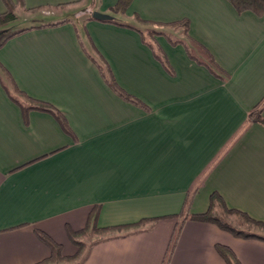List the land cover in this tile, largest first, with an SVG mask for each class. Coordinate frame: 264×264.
I'll return each mask as SVG.
<instances>
[{"label": "crops", "instance_id": "1", "mask_svg": "<svg viewBox=\"0 0 264 264\" xmlns=\"http://www.w3.org/2000/svg\"><path fill=\"white\" fill-rule=\"evenodd\" d=\"M119 2L0 0L13 27L35 21L0 48V264L48 259L37 231L74 255L68 231L97 209L99 228L148 222L96 240L84 264H227L218 245L264 264V229L230 214L252 228L246 238L192 219L218 193L264 224V125L251 119L264 118V15L228 0ZM181 21L188 39L169 26ZM19 92L54 107L70 133L50 113L25 112Z\"/></svg>", "mask_w": 264, "mask_h": 264}, {"label": "trees", "instance_id": "2", "mask_svg": "<svg viewBox=\"0 0 264 264\" xmlns=\"http://www.w3.org/2000/svg\"><path fill=\"white\" fill-rule=\"evenodd\" d=\"M131 0H120L119 4L117 5V7L115 8L116 10H120L123 11L124 8L126 6H128L130 4ZM233 7L235 8V10L238 13H243L245 11H251L253 13H255L257 16H263L264 15V0H228ZM17 20L16 14L14 13V11H12L11 9L8 10L6 13L1 14L0 15V29L1 28H5L8 25H11L12 23H14ZM68 22V21H66ZM66 22L63 23H57L55 24V26H58L60 24H64ZM142 23H146V22H142ZM159 27H163L162 24L156 25ZM169 26H173V27H182L183 31H184V36L187 37V39L189 38L188 33H189V21H181L178 23H173L170 24ZM26 30H21L19 32H15L13 34L8 35L0 44V48L11 38L27 31ZM156 35H163L162 33H155ZM186 40H171L172 44H184ZM195 44L200 47L207 55L209 58H211L210 54L202 47L200 46L198 43L195 42ZM189 52H190V48L187 46ZM158 59H160L163 64H165V61H163L158 55H156ZM191 58L194 59V57L191 55ZM212 59V58H211ZM213 60V59H212ZM101 70V74L104 77L105 81L109 84V86H111V88L117 93L119 94L124 100L131 102L137 106H140L146 110H148L147 107H145L144 104H142V102H140L138 99L130 96L129 94H127L126 92H124L119 86H117V84L114 81V78L111 74V71L108 67V65H102L101 63L96 62ZM208 64V63H207ZM166 67V64H165ZM210 67V66H209ZM168 68V67H166ZM210 70H212L210 68ZM8 76V75H7ZM9 77V76H8ZM13 100H15L16 102H18V98L25 100L29 106H24L23 104H21L23 110L25 112H28L30 110H38V111H42V112H47L52 114L54 117H56L59 122L61 123V125L63 126V128L65 129V131L67 133H70V128L65 120V118L62 116L61 113H59L54 107L45 104V103H41V102H37L31 98H29L28 96H26L24 93L19 92L17 94V96L12 97ZM251 119L256 120L258 122H260L261 124L264 125V118L258 117V115H256V113H252L251 114ZM220 210L222 211V214H237V215H241L243 216L249 223L254 224L256 226H258L259 228L264 229V224L262 222H258L255 221L253 219H251L249 216H247V214L242 213L240 211H236V210H228L226 208V205L222 199V197L218 194V193H213V195L211 196V201H210V207L209 210L206 213L203 214H196L192 216V219L195 220H200V221H205V222H212L215 224H218L220 227H222L225 230H228L230 232L235 233L237 236H243L246 238L249 237H254L255 235L252 234H248L245 233L243 231H238L235 228L231 227L229 224L225 223L222 218L220 216H218L216 213L217 211ZM98 215H99V209L92 212L90 220L88 222V225L80 230V231H72L71 229H69V237L71 239V241L74 243L75 246L78 247L77 252L74 255H65L63 252V247L62 245L54 242L48 235H46L43 232H39L37 231V235L38 237L49 246V248L51 249V256L38 263V264H56V263H60V262H70V261H75L77 258H79V256H81L82 254V250L84 247V243L79 241L80 238L87 236L88 234L92 233V234H113L116 232H122V231H128L130 229H141L143 227V225L148 222V220H142L136 224L133 225H124V226H118V227H110V228H99L97 226V221H98ZM178 235V231L175 235V239ZM217 250L220 254V256L227 262V264H240L239 261L237 260V258L235 257L234 253L227 247L225 246H221L218 245L217 246ZM170 257V252L167 255V259L166 262H168V259Z\"/></svg>", "mask_w": 264, "mask_h": 264}, {"label": "rangeland", "instance_id": "3", "mask_svg": "<svg viewBox=\"0 0 264 264\" xmlns=\"http://www.w3.org/2000/svg\"><path fill=\"white\" fill-rule=\"evenodd\" d=\"M31 23H35V21L31 20V19L30 20L28 19L27 21L20 19V21H18L14 27L12 24L8 25L5 28H1L0 32L11 34V33L15 32V30H21V28H23L24 26L25 27L30 26ZM77 23L79 24V21H77ZM221 212L222 211L218 210L216 214L218 216H220L222 218V220L225 223L229 224L231 227L235 228L238 231H243V232L248 233V234L253 232L252 228L244 227V224H243L244 220L242 221L241 217H238L237 215H235L233 218H229L228 216L230 214H222L223 212L222 213ZM253 230L258 231L255 228H253ZM259 232H261V231H259ZM262 234H264V232ZM108 235L107 234H97L96 235V234L90 233L87 236L80 238L79 241L84 243V247H83L81 256H79V258H77L75 261H70V262L64 261V262H60V263H56V264H84V261L86 259V256H87V253L89 251L91 244H93V242H95L96 240H99V239L106 237ZM178 235H179V233H178ZM178 235H177L176 239L178 238ZM76 249L78 250L77 246H76Z\"/></svg>", "mask_w": 264, "mask_h": 264}, {"label": "water", "instance_id": "4", "mask_svg": "<svg viewBox=\"0 0 264 264\" xmlns=\"http://www.w3.org/2000/svg\"><path fill=\"white\" fill-rule=\"evenodd\" d=\"M92 18L98 21H111L113 19V17L100 12H94Z\"/></svg>", "mask_w": 264, "mask_h": 264}]
</instances>
